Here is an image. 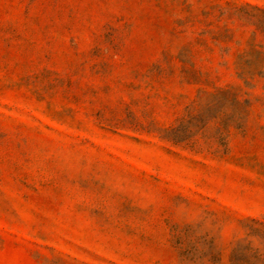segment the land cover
Returning a JSON list of instances; mask_svg holds the SVG:
<instances>
[{"label": "rangeland", "instance_id": "374dc122", "mask_svg": "<svg viewBox=\"0 0 264 264\" xmlns=\"http://www.w3.org/2000/svg\"><path fill=\"white\" fill-rule=\"evenodd\" d=\"M0 264H264V0H0Z\"/></svg>", "mask_w": 264, "mask_h": 264}]
</instances>
